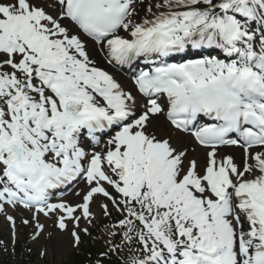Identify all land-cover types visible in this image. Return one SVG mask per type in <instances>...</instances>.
Returning <instances> with one entry per match:
<instances>
[{"label": "snow or ice", "instance_id": "snow-or-ice-1", "mask_svg": "<svg viewBox=\"0 0 264 264\" xmlns=\"http://www.w3.org/2000/svg\"><path fill=\"white\" fill-rule=\"evenodd\" d=\"M9 209L75 247L102 213L95 264H264V0H0L15 245Z\"/></svg>", "mask_w": 264, "mask_h": 264}, {"label": "rangeland", "instance_id": "rangeland-1", "mask_svg": "<svg viewBox=\"0 0 264 264\" xmlns=\"http://www.w3.org/2000/svg\"><path fill=\"white\" fill-rule=\"evenodd\" d=\"M186 139L188 142H190L189 138L186 137ZM2 227L5 231H7V225H3ZM103 228L106 231H108V229L105 228V224H103L99 228H96L93 226L91 227L90 232L92 233V235L87 238V243L90 247H95L98 244H105L106 243V239L103 236ZM55 235H57V234H55ZM48 240H50V238ZM68 240H69V245L67 246V248L65 249L63 254H59V252H57V251H52L48 247V245H45V243H44V241H46L45 239H42L39 242H37L35 244V250L33 251V253L36 256H38V254L41 251L46 253V255L44 256V260H41V259L37 260V264H44V262L47 263L48 260L50 263L53 255L55 256V260L57 261V263H60L64 260H66L67 257L69 256V254L71 253V240L70 239H68ZM3 259H4V252L0 251V264L3 262ZM52 264H53V261H52Z\"/></svg>", "mask_w": 264, "mask_h": 264}, {"label": "bare ground", "instance_id": "bare-ground-1", "mask_svg": "<svg viewBox=\"0 0 264 264\" xmlns=\"http://www.w3.org/2000/svg\"><path fill=\"white\" fill-rule=\"evenodd\" d=\"M185 139V138H184ZM185 143H188L186 140H185ZM193 143V142H191ZM189 143V144H191ZM231 154H233L236 158H237V161L239 162L240 160V153L238 150H236V148L232 149V150H228ZM237 151V152H236ZM72 202H75V200H73ZM67 244L68 242L63 238H57V239H54L53 241H51L50 245L53 246V247H56V251L61 253L65 251L66 247H67Z\"/></svg>", "mask_w": 264, "mask_h": 264}]
</instances>
